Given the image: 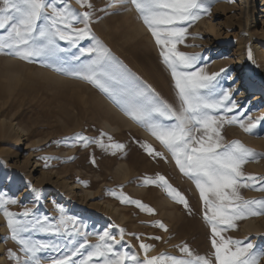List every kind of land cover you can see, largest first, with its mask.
I'll return each mask as SVG.
<instances>
[{"label":"rangeland","instance_id":"rangeland-1","mask_svg":"<svg viewBox=\"0 0 264 264\" xmlns=\"http://www.w3.org/2000/svg\"><path fill=\"white\" fill-rule=\"evenodd\" d=\"M55 2L57 7L66 3L77 13L91 12L89 27L92 33L131 72L151 85L164 100L178 107L171 74L161 62L159 48L151 33L129 0H89L91 9L81 7L76 0ZM208 6L209 13L184 25L188 32L184 43L177 48L188 54H199L197 67L207 74L220 73L217 94L222 90L230 91L238 107L233 112L219 114L236 116L245 124L250 120L257 122V111L264 117V99L254 101L257 94L264 95V0H210ZM137 21L142 23L144 37L135 31ZM58 43L61 48L68 47L63 41ZM91 44V40L84 39L79 47ZM73 53L78 54V48L57 56L68 58ZM238 56L242 57L241 61L237 60ZM86 59H89L87 55L81 57V60ZM243 68L246 75H243ZM221 69L225 71L221 72ZM41 71L47 73L45 79L40 75ZM48 74L61 79L56 80ZM38 76L39 79L43 77L44 83ZM101 132L111 136L113 142L122 143L125 146L123 153L112 155L95 143L84 146L74 138L76 133L99 138ZM221 133L224 143L239 140L245 147L264 154V121L256 124L253 134L245 133L236 124H225ZM104 142L109 143L107 137ZM144 142L163 153V158L149 156L141 147ZM41 157L52 159L45 161ZM243 172L264 183V156L246 163ZM157 173L184 195L191 212L173 202L159 187L143 185L145 176L154 178ZM81 181L87 182V186ZM109 189L141 201L153 208L154 214L141 211L133 204L120 203L110 195ZM240 193L244 199H264V191L253 188H242ZM0 195L17 201L6 207L27 223L29 230L22 233L26 239L58 249L50 247L38 253L41 264L71 256L84 240L83 236L72 235L77 230L88 234L89 244L97 242V234L108 231L119 241L113 243L114 251L135 256L141 262L145 256L140 249L141 243L153 246L147 253L150 257L165 253L187 258L179 251V246L186 244L194 255L207 256L214 261L211 230L203 220L199 193L192 181L180 173L159 141L127 118L92 85L58 75L39 63L28 64L2 54ZM57 206L77 223L74 226L69 222L67 229L61 228L59 233L42 231L37 221L45 227L59 225ZM25 210H31L30 216H19ZM156 220L164 223L168 231L154 227ZM121 229L124 230L122 240ZM222 235L252 243L253 253L258 254L257 264H264V216L239 221L237 229L227 230ZM10 236L6 219L0 212V264H17L15 259L9 258L8 250L15 252L20 261L26 258ZM156 236L161 239H150ZM87 251V247L81 250L82 254ZM81 258L77 255L72 260Z\"/></svg>","mask_w":264,"mask_h":264},{"label":"snow or ice","instance_id":"snow-or-ice-1","mask_svg":"<svg viewBox=\"0 0 264 264\" xmlns=\"http://www.w3.org/2000/svg\"><path fill=\"white\" fill-rule=\"evenodd\" d=\"M81 7L91 9L89 0H76ZM135 7L139 19L151 33L159 48L161 62L169 70L176 92L178 107L164 100L151 85L131 72L111 51L92 33L89 24L92 13H77L68 4L57 7L55 0H0V54L10 56L28 64L39 63L58 75L74 80H81L92 85L106 96L127 118L144 128L170 153L180 173L195 185L203 205V220L211 230V247L214 250V261L207 256L194 255L184 244L179 251L187 258L161 253L148 256L153 247L141 243L140 249L145 253L141 262L135 256L114 251L113 243H119L108 231L97 234V242L89 244L87 233L77 230L72 235L84 237L83 243L71 252V256L54 259L51 264H257L258 254H254L252 243H244L231 237L225 238L222 233L235 230L238 222L250 217L264 216V199H244L242 188H253L264 191V183L253 175H246L243 166L257 160L264 154L245 147L239 140L224 143L221 133L225 124L238 125L245 133L253 134L256 124L264 121L245 124L236 116L219 114L230 113L238 104L232 93L222 90L217 94L220 73L207 74L197 67L199 54H188L178 50L188 32L184 25L199 20L202 14L210 12V0H129ZM82 24L83 27H76ZM92 41L89 47H79L80 41ZM68 46L61 48L58 42ZM78 48L68 58L57 56ZM87 55L89 59L81 60ZM251 59V51H249ZM221 69V72H224ZM107 137L109 143L104 142ZM75 140L84 146L95 143L106 152L115 155L123 153L124 145L113 142L112 137L101 132L99 138H89L75 134ZM67 139V138H66ZM141 147L151 157L163 158V153L156 151L146 142ZM45 161L52 157H41ZM71 159V158H70ZM95 164V160L92 161ZM47 166V165H45ZM85 186L87 182L81 181ZM143 185H155L175 203L183 205L191 212L187 199L161 174L143 178ZM111 196L122 204H133L141 211L154 214V209L139 200H133L123 192L107 190ZM15 199H6L0 195V212L3 213L11 233V240L20 246L25 259L12 250H8L10 259L17 264H41L37 255L54 246L41 241L26 239L22 233L28 226L18 219L16 213L8 211L6 205L15 204ZM58 207V206H57ZM60 212L59 225L45 227L37 221L42 231L67 229L70 222L77 223L73 217ZM31 210H25L19 216L29 217ZM154 227L168 231L159 220ZM123 229L121 240L123 239ZM139 239V236L136 237ZM159 240L161 237H150ZM109 241H112L110 243ZM87 247L86 254L81 250ZM81 255L78 261L72 257Z\"/></svg>","mask_w":264,"mask_h":264},{"label":"bare ground","instance_id":"bare-ground-1","mask_svg":"<svg viewBox=\"0 0 264 264\" xmlns=\"http://www.w3.org/2000/svg\"><path fill=\"white\" fill-rule=\"evenodd\" d=\"M264 18V17H263ZM138 22V21H137ZM140 23L141 22H138V24L136 25L138 28H137V30L135 29V31H137V35H139V36H142V37H144V28H143V26H141L140 25ZM142 24V23H141ZM135 26V27H136ZM133 33V32H132ZM136 33V32H135ZM238 47H239V45H238ZM223 51V50H222ZM237 60L238 61H241L242 60V57L241 56H238V58H237ZM8 62V61H7ZM12 65H13V63H12ZM15 65V64H14ZM9 66V65H8ZM243 65H242V63H240V67H242ZM263 66H264V58H263ZM216 67V66H215ZM7 68H9V67H7ZM12 69V68H11ZM17 69V71H18V69L19 68H16ZM15 69V70H16ZM8 70V69H7ZM5 71H6V69H5ZM243 72H244V68H243V70H242ZM11 72V71H10ZM262 72H264V71H262ZM8 73V72H7ZM12 73V72H11ZM33 73V72H32ZM12 74H14V73H12ZM24 74V73H23ZM8 75V74H7ZM6 74L4 75V76H7ZM40 75L42 76H46L47 75V73L46 72H43V71H41L40 72ZM243 75H246V73L244 72V74ZM14 76V75H13ZM17 77L19 76L18 74L16 75ZM15 76V77H16ZM45 76H44V79H45ZM48 76H52L54 79H56V80H60L61 78L59 77V76H55V75H51V74H48ZM28 77V76H27ZM39 77L40 76H38V79H39ZM8 78H10L9 76H8ZM12 78V77H11ZM14 78V77H13ZM19 78V77H18ZM42 78V79H41ZM40 79H41V82H42V80H43V77H41ZM30 79V78H29ZM39 79V80H40ZM14 80H15V78H14ZM31 80V79H30ZM46 80H48V79H46ZM55 80V81H56ZM18 83V82H17ZM24 84H26L27 85V83H25V82H23ZM32 83H34V81L32 82ZM40 83V82H39ZM42 83H44V82H42ZM16 84V83H15ZM19 84H21V82L19 83ZM44 85V84H43ZM30 88V87H29ZM40 88V87H39ZM257 98L254 100L255 102H258V101H262L263 99H264V95L263 94H257V96H256ZM257 111V110H256ZM119 112V111H118ZM256 114V116H258V118L259 117H261L262 116V113L261 112H258L257 111V113H255ZM263 116H264V114H263ZM108 128H109V126H107ZM115 130H117V128H115ZM246 226H249V225H246ZM252 227V226H251ZM248 229H250V228H248ZM254 229V228H253ZM256 229V228H255ZM1 248H2V245H0V250H1Z\"/></svg>","mask_w":264,"mask_h":264}]
</instances>
